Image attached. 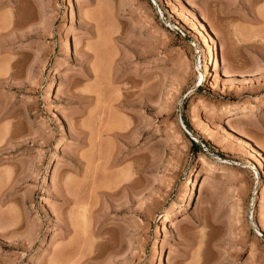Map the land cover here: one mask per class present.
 I'll return each instance as SVG.
<instances>
[{"label": "rangeland", "instance_id": "rangeland-1", "mask_svg": "<svg viewBox=\"0 0 264 264\" xmlns=\"http://www.w3.org/2000/svg\"><path fill=\"white\" fill-rule=\"evenodd\" d=\"M60 259L264 264V0H0V264Z\"/></svg>", "mask_w": 264, "mask_h": 264}, {"label": "bare ground", "instance_id": "bare-ground-1", "mask_svg": "<svg viewBox=\"0 0 264 264\" xmlns=\"http://www.w3.org/2000/svg\"><path fill=\"white\" fill-rule=\"evenodd\" d=\"M67 42L65 43V47H66V49H69V48H71V40L70 39H67L66 40ZM73 41V40H72ZM211 41V40H210ZM213 41H215V40H213ZM76 40H75V44H76ZM214 44H215V42H213ZM215 53V52H214ZM215 67H214V70L215 69H217V66L219 65V60H218V55H217V57H216V59H215V63L213 64ZM217 71V70H216ZM204 74L202 75V78L204 79ZM242 108H239V109H237V107H234V108H232V109H229V111H228V114H234V112L235 111H239V110H241ZM237 113V112H236ZM236 115V114H235ZM186 129V128H185ZM187 130V129H186ZM257 151V150H256ZM260 152V151H259ZM261 154V153H260ZM208 180H209V177L208 176H205V178H204V180H203V182L201 183V190L199 191L200 193H202V191L205 189V186H206V184H208ZM66 193V192H65ZM69 196V195H68ZM75 198V197H74ZM68 200V199H67ZM75 200V201H74ZM78 200V199H77ZM76 199H73V201L76 203V202H78ZM184 219H186V217H184V218H182L181 220H179V221H177L176 223H178V222H180V221H182V220H184ZM169 220V216H165L164 217V220H163V222H165V221H168ZM174 221V220H173ZM173 221H170V222H173ZM169 222V223H170ZM165 224V223H164ZM173 224H174V222H173ZM69 257V256H68ZM64 258V257H63ZM68 259V258H67ZM60 261H61V259H60ZM59 261V262H60ZM66 259H63L62 261H61V263L62 264H66ZM67 264H68V262H67Z\"/></svg>", "mask_w": 264, "mask_h": 264}, {"label": "trees", "instance_id": "trees-1", "mask_svg": "<svg viewBox=\"0 0 264 264\" xmlns=\"http://www.w3.org/2000/svg\"><path fill=\"white\" fill-rule=\"evenodd\" d=\"M194 146L197 148V145L194 144Z\"/></svg>", "mask_w": 264, "mask_h": 264}]
</instances>
